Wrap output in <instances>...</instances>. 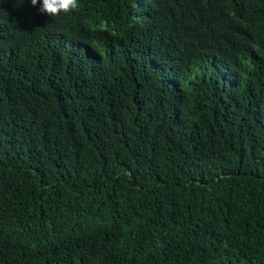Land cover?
<instances>
[{"label":"trees","instance_id":"trees-1","mask_svg":"<svg viewBox=\"0 0 264 264\" xmlns=\"http://www.w3.org/2000/svg\"><path fill=\"white\" fill-rule=\"evenodd\" d=\"M0 0V264H264V0Z\"/></svg>","mask_w":264,"mask_h":264},{"label":"clouds","instance_id":"clouds-1","mask_svg":"<svg viewBox=\"0 0 264 264\" xmlns=\"http://www.w3.org/2000/svg\"><path fill=\"white\" fill-rule=\"evenodd\" d=\"M33 7H38V12L49 17H59L79 8L78 0H30Z\"/></svg>","mask_w":264,"mask_h":264}]
</instances>
